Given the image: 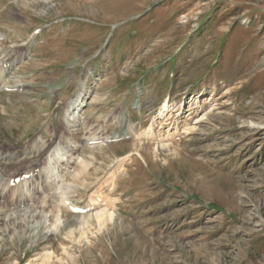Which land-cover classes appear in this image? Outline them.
Returning <instances> with one entry per match:
<instances>
[{"label":"rangeland","instance_id":"rangeland-1","mask_svg":"<svg viewBox=\"0 0 264 264\" xmlns=\"http://www.w3.org/2000/svg\"><path fill=\"white\" fill-rule=\"evenodd\" d=\"M8 53L0 264H264V0H0Z\"/></svg>","mask_w":264,"mask_h":264},{"label":"bare ground","instance_id":"bare-ground-1","mask_svg":"<svg viewBox=\"0 0 264 264\" xmlns=\"http://www.w3.org/2000/svg\"><path fill=\"white\" fill-rule=\"evenodd\" d=\"M14 50V49H13ZM12 51V50H11ZM10 51V53H11ZM22 51V50H21ZM14 52V51H13ZM20 51L16 52L18 54ZM8 53L1 61H0V94L3 93V92H7V93H14V92H18V90H20L21 88H24L25 85H22L21 82H17L15 81V83L13 85H10L9 84V81L10 80H14L16 79V75H15V68L16 66L20 63V61L23 59L21 57H17V56H14L15 54H10ZM22 54V53H21ZM23 57V55H22ZM1 59V58H0ZM15 89V91H9L11 89ZM22 91V90H21ZM167 103H164L163 106H162V109L163 110H167L168 106ZM9 113V111H8ZM127 129V132L124 135L128 136L131 132H132V128L127 125L126 127ZM119 138V137H118ZM130 138L129 137H121L119 138L120 140H124V139H128ZM96 139V138H95ZM62 150V149H61ZM15 151V150H14ZM137 151V150H136ZM22 155H24L23 153H21ZM127 154H130V153H127ZM140 154V153H139ZM141 155V154H140ZM57 156V155H56ZM129 156V155H127ZM16 157H18L16 154L10 152V151H7L3 148L0 147V183L2 181V177H5L6 175H8L9 177H13L12 175H14L16 173V171H12V169H10L8 166V162L12 160H15ZM60 159V158H59ZM62 160V159H60ZM47 164V163H46ZM45 164V165H46ZM48 164H49V161H48ZM47 164V165H48ZM15 165V164H14ZM12 166V165H11ZM34 167H37L35 164H34ZM44 169V168H43ZM46 171L48 172L49 171V174H52L51 171H50V168L47 166V168H45ZM49 169V170H48ZM87 167L84 165L82 166L79 171L77 172L78 175H80L81 173L84 174V172L86 171ZM13 173H12V172ZM45 171V170H44ZM56 171V170H55ZM40 173V172H38ZM35 174L33 175L32 177L34 178L33 180H35L37 182V185L39 186V188H37V191H36V194H33V195H37V194H40V192H44L46 190V184L44 182V177L41 176L40 174ZM42 173V172H41ZM45 174V173H44ZM43 174V175H44ZM47 177V176H46ZM32 181V180H31ZM34 182V181H33ZM55 182V181H54ZM29 187V186H28ZM17 191V190H16ZM56 191V190H55ZM46 192V191H45ZM44 194V193H43ZM100 196L98 193L95 195L96 197H90L89 199V203L87 204H84V206L81 208L83 210H85V213L82 214V213H77V212H74L75 209H73L74 207H71L69 205H67L65 202H63L64 200L62 199V202H63V205H64V210H66L69 214L73 215V216H78L77 220H79V223L78 226L80 225L79 229L81 231H83L86 227H88L89 225H91V222L94 221L96 223V225L98 227H101V226H104L106 223L109 224V222H111L112 220V212H109L105 209H101L102 207H107V209H109V206H110V203L107 204H103V199L101 200L100 198H98V196ZM45 197V196H44ZM6 198V199H5ZM0 199H5L6 200V208H9V207H14L17 211V209H20L21 207L24 208L25 204H34L33 203V200L34 198L32 199V197L30 196H17L14 200L12 199H8L6 196H3V191L1 192L0 191ZM45 199V198H44ZM36 201V200H35ZM31 202V203H30ZM46 202V201H45ZM28 204V205H29ZM27 205V206H28ZM35 206L37 204H34ZM41 206V210H43L42 208H45L44 205L46 206L45 203H40L39 204ZM50 205V204H49ZM48 205V206H49ZM32 206V205H31ZM33 207V206H32ZM39 207V206H38ZM21 208V209H22ZM34 208V207H33ZM36 209V208H35ZM40 209V208H39ZM38 209V210H39ZM48 209V207H47ZM9 211V210H8ZM58 211V210H57ZM93 212V213H91ZM63 213V212H62ZM65 213V212H64ZM2 214H0V221L2 220ZM115 219V218H114ZM76 220V221H77ZM93 222V223H94ZM112 223V222H111ZM72 229V228H71ZM77 229V228H76ZM55 230V229H54ZM87 230V228L85 229ZM77 231V230H75ZM88 231V230H87ZM79 233V232H78ZM84 233V231H83ZM68 234H73V232L71 230H69V233ZM85 234V233H84ZM83 234V235H84ZM81 235V233H80ZM79 235V238H81ZM73 235H71L72 237ZM82 236V235H81ZM75 237V236H74ZM80 240V239H78ZM49 253H51L49 251ZM54 253H52L53 255ZM43 258V259H42ZM42 264H50V260L52 259L51 258V255L47 253V250L46 252L42 255Z\"/></svg>","mask_w":264,"mask_h":264}]
</instances>
